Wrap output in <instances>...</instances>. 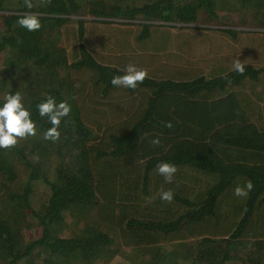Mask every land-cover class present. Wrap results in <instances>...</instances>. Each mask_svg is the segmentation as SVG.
<instances>
[{"label":"trees","instance_id":"1","mask_svg":"<svg viewBox=\"0 0 264 264\" xmlns=\"http://www.w3.org/2000/svg\"><path fill=\"white\" fill-rule=\"evenodd\" d=\"M33 5L0 0V107L19 91L37 132L0 148V264H264V0ZM129 64L146 79L113 86Z\"/></svg>","mask_w":264,"mask_h":264},{"label":"clouds","instance_id":"2","mask_svg":"<svg viewBox=\"0 0 264 264\" xmlns=\"http://www.w3.org/2000/svg\"><path fill=\"white\" fill-rule=\"evenodd\" d=\"M47 2H50V0H41V3ZM23 5L27 9L34 7L33 0H23ZM17 24L30 32L38 31L41 28L40 16L32 12H26L17 20ZM232 68L239 74H244L245 66L240 59L233 60ZM124 71V75L112 77L110 82L113 86L135 89L137 84L143 83L148 75L147 70L139 69L134 64L127 65ZM36 108L39 116H47L51 124V127L44 131L42 139L52 142L59 141L60 124L65 117L70 115L72 111L71 105L66 100L57 103L55 97L46 95L44 100L36 105ZM165 127L171 128V122H168ZM36 134V123L31 118V112L25 108L21 93L19 91L5 93L3 106L0 107V148L15 147L18 140L26 139L28 136H35ZM152 143L159 145L160 140L158 138L153 139ZM35 158L39 159L38 156ZM156 170L159 175L164 177L166 183H171L177 172V167L168 162H161L156 165ZM252 188V182L246 181L244 187L236 186L233 194L237 197H246ZM160 199L171 202L173 199L172 190L161 192Z\"/></svg>","mask_w":264,"mask_h":264},{"label":"rangeland","instance_id":"3","mask_svg":"<svg viewBox=\"0 0 264 264\" xmlns=\"http://www.w3.org/2000/svg\"><path fill=\"white\" fill-rule=\"evenodd\" d=\"M1 29V28H0ZM173 247V246H172ZM172 254V252L170 253ZM115 257V255L113 256ZM64 263V262H63ZM95 264H120L118 257L115 258H109V259H104L103 262L102 261H98Z\"/></svg>","mask_w":264,"mask_h":264}]
</instances>
